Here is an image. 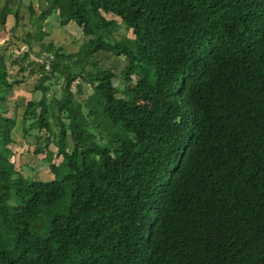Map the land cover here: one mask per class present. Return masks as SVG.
I'll return each instance as SVG.
<instances>
[{"label": "trees", "instance_id": "obj_1", "mask_svg": "<svg viewBox=\"0 0 264 264\" xmlns=\"http://www.w3.org/2000/svg\"><path fill=\"white\" fill-rule=\"evenodd\" d=\"M52 11L84 40L29 58ZM31 28L0 54V103L9 66L39 73L23 129L44 130L51 177L8 158L1 110L0 264H264V0H43ZM98 51L126 58L122 83Z\"/></svg>", "mask_w": 264, "mask_h": 264}, {"label": "rangeland", "instance_id": "obj_2", "mask_svg": "<svg viewBox=\"0 0 264 264\" xmlns=\"http://www.w3.org/2000/svg\"><path fill=\"white\" fill-rule=\"evenodd\" d=\"M2 1L3 0H0V5ZM41 4H43V0H11V6L18 9L21 18L14 25L13 29H10L13 23L10 14H8L5 23L0 24V54L4 52L8 55V58L11 59L13 56L20 54L26 49L25 45L16 48L15 44L17 45L19 41L15 37L21 35L26 30L33 31L31 22ZM29 5L35 10L34 14L29 11ZM44 29L47 34L42 37L41 41L32 43V51L29 58L35 60L48 58L46 55L43 56L39 52L41 42L47 43L51 40L53 41V48L60 45L69 51H73L84 40L81 28L73 21H69L62 26L59 25L57 22V13L55 11H52L46 18ZM115 33L116 38L120 41L124 40V42H128L127 40L132 36L130 30L126 29L123 25H121ZM95 55L102 65L110 67L115 73L112 78L113 84L118 85L122 83L119 71L126 63V58L123 55H114L105 51H98ZM16 68V65L12 64L8 67L7 72L10 75L17 74L19 77L22 76V81L14 84L12 89L7 93L6 99L0 103V111L5 110L4 113L11 116L15 121L10 132L12 141L7 144L6 151L8 153V158L13 162L14 166L16 168L20 167L24 174L28 173L30 171L29 167H31L37 177L47 179L51 177L48 161L45 159L43 153L32 152L33 147L42 142L44 130L36 127H30L26 130L23 129L24 122H29L30 120L28 117L23 122L22 113L25 108V101L27 99L37 100L40 97L39 90L32 89L33 83L39 73H29L26 72V70L19 73ZM60 81L61 77H58L56 80L49 78L45 83L50 84V86L59 92L58 85ZM83 86L84 93L80 95L75 94L77 99H81L88 92V86ZM71 90H75L74 85H71ZM95 120L96 119H90L89 121L91 130L95 129L93 126ZM48 147L51 148L52 151L55 150L51 143H49ZM58 160L59 156H51V162H57Z\"/></svg>", "mask_w": 264, "mask_h": 264}, {"label": "water", "instance_id": "obj_3", "mask_svg": "<svg viewBox=\"0 0 264 264\" xmlns=\"http://www.w3.org/2000/svg\"><path fill=\"white\" fill-rule=\"evenodd\" d=\"M145 145L146 143L143 141V142H140L138 145H137V149L138 150H143L145 148Z\"/></svg>", "mask_w": 264, "mask_h": 264}]
</instances>
